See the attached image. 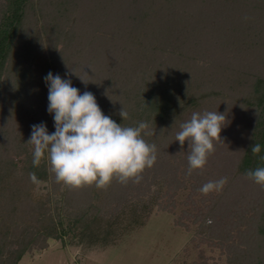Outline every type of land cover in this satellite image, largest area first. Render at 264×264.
<instances>
[{
  "label": "trees",
  "instance_id": "trees-1",
  "mask_svg": "<svg viewBox=\"0 0 264 264\" xmlns=\"http://www.w3.org/2000/svg\"><path fill=\"white\" fill-rule=\"evenodd\" d=\"M73 1L59 4L65 22L69 21L67 12L70 5H74ZM29 4L30 0H4L0 16V140L7 141L0 144V264H18L34 244L49 238L62 239L68 234H72L73 238L86 236L92 244L98 241L106 243V238L102 235V221L109 218L108 211L104 212L100 206L107 187L101 189L95 184L88 185L92 189V201L86 206H82L83 202L75 204V208L70 202L67 203L72 212L68 214L67 211L65 218L61 216L60 211L66 210L59 203L55 204L51 192H36L40 182L55 180L46 158L38 167L33 166V146L27 143L31 138L33 125L43 123L49 134L55 132L54 115L47 110L48 85L45 77L49 72L55 75L54 71L59 67L74 75L76 82H81L80 77L87 80L91 74L98 72L97 68L91 67H76L72 70L71 62L66 64L68 59L64 52L72 51L76 43V40L72 39V22L59 32L61 43H55L48 58L44 53L40 55L37 52L29 61L26 55L17 51L15 46L20 42V29ZM76 5L77 10L85 12L80 14L83 15V20L91 18L92 21H103L102 17L105 15L101 17V14L106 10L114 13V21L117 23L124 16H128L132 25H127L130 27L126 28L124 34L120 32V35L129 39L131 46L136 45L134 47L139 48V62L144 58L150 65L151 57L156 56V52L175 54L181 59L173 66L162 61L157 67H152L148 72L146 70L137 85L120 94L115 105L104 102L99 107L117 124L137 127L140 122H146L149 125L146 131L153 134L142 135L147 143L156 145L157 159L153 167L143 171L141 180H146L148 175L153 173L156 182L162 181L167 186L170 182H176V189L182 187L177 170L187 159L189 146L186 143L182 149L180 143L172 144L171 124L183 113L194 111L207 101L209 93L200 92L204 87L202 83H209L210 74L205 72L203 75L206 77L198 75V71L189 66L191 58L186 57L181 50L185 43L189 44L188 39L215 38L223 26V32H226L224 37L227 36V39L264 41V0H78ZM94 5L99 8L96 9ZM78 6L82 8L79 9ZM69 13L73 15L72 11ZM124 25L126 26V23ZM222 38L221 33L220 39ZM244 41L237 40L236 44L233 42V46L235 45L236 50L243 49ZM27 43L32 48V43ZM167 46L172 47L174 53H170ZM141 48L143 50L140 51ZM115 68L108 70H113L116 75L117 70L120 73L123 69L120 64ZM238 72L241 74L239 77L242 86L246 87L241 97L236 99L251 112L250 119L253 120L248 124L250 128L245 137L248 138L245 145L240 147L241 145L236 143L235 155L226 157L223 167L231 164L234 174L248 180L246 182H251V186H256L259 184L249 179L245 173L247 170L264 167V159H261L264 157V73ZM64 74L67 76L66 72ZM210 82L215 81L212 79ZM107 83L110 85L106 80L104 84L109 88ZM85 91L89 90L85 89L83 92ZM122 108L128 113L126 120L119 115ZM255 143L261 145L258 155L251 153V146ZM168 158H179V165H175L174 169L169 165ZM29 173H35V182L30 179ZM184 174H187L186 171ZM117 181L114 179L111 182L108 186L110 190L115 188ZM131 181L137 184L136 194L143 199L147 189L143 184ZM169 188L172 189L170 186ZM193 191L198 192L196 188H193ZM67 194L68 191L63 193L64 198ZM85 194L87 196V191ZM124 197L117 198L120 206L124 202L126 204L129 198ZM149 208V203L142 201L136 210L148 214ZM201 211L204 216L205 211ZM213 212L214 210L209 213ZM262 217L264 219V213ZM255 229L256 234H264L263 223H258ZM248 254V259L256 264H264L260 253L251 251Z\"/></svg>",
  "mask_w": 264,
  "mask_h": 264
},
{
  "label": "rangeland",
  "instance_id": "rangeland-1",
  "mask_svg": "<svg viewBox=\"0 0 264 264\" xmlns=\"http://www.w3.org/2000/svg\"><path fill=\"white\" fill-rule=\"evenodd\" d=\"M67 1L30 0L18 38L20 45L18 43L15 48L26 55L29 61L37 52L40 55L44 53L48 58L55 43L60 42L59 32L72 22V39H75L76 43L72 51L64 52L68 59L66 64L71 62L72 70L76 67L97 68L98 74L93 73L87 77V84L82 80V83L77 81L78 86L74 75H70L65 68L59 67L54 74L63 79H70L72 86H76L81 94L85 89L89 90L95 95L99 106L104 102L115 105L123 91L137 85L143 72L157 67L162 61L173 66L181 60L175 54L156 52V56L151 57L150 65L144 58L139 62V48L134 47L136 45L131 46L129 39L120 35V32L124 34L126 28L130 27L127 25H132L128 16L123 17L124 22L120 19L117 23L114 21V13L106 10L101 14V17L105 15L102 17L103 21H92L91 18L83 20V15L80 14L85 12L77 10L78 0H74V5L67 6L73 15L68 10L70 22L66 20V23L61 16L64 14L59 10V4H67ZM3 4L4 0H0V16ZM95 5L93 7L96 8L98 5ZM223 27H220L213 39H188L189 44L185 43L181 50L186 57L191 58L189 66L198 71V75L204 76L205 72L210 74L209 83H202L204 87L200 92L209 94L202 106L183 113L171 124L172 129L170 128V140L172 144H176L179 143L175 141V137L180 131L181 123L189 120L193 112L217 110L226 115L220 140L214 141L215 151L209 156L205 167L194 169L191 175H188V159H185L177 170V175L182 180V187L177 189L176 182H170V189L162 181L156 182L153 173L148 175L146 180L139 182L147 189L143 199L137 196V184L131 180L126 184L115 182L114 189L106 188L105 196L101 200L103 203L100 205L104 212L108 211L109 216L102 221V235L106 238V243L98 241L92 244L86 236L73 238L72 234L62 239L49 238L34 244L18 264H256L248 259L247 255L251 251L260 253L264 261V234H256L255 229L258 223L264 224V219L261 218L264 213V187L251 186V182L250 184L246 182L248 180L234 174L229 163L223 167L226 157L234 154L236 143H239L240 147L245 145L248 139L245 137L250 128L248 124L253 120L250 119L251 112L236 99L241 97L246 87L242 86L241 74L238 71L250 74L264 73V41L227 39L226 35L224 37L226 32H223ZM221 33L226 39H220ZM237 40L244 41L243 49L236 50L235 45L233 46V42L236 44ZM27 42L32 43V48ZM150 42L154 43L152 40ZM167 48L170 53L173 52L172 47ZM119 64L123 69L120 73L117 70L114 75L113 70ZM110 68L113 70L110 71ZM105 79L110 82V85L107 83L109 88L104 84ZM212 79L215 82L211 83ZM166 137L168 138V135ZM5 142L7 141L0 140L1 145ZM186 143L189 146L188 141H185ZM168 162L175 169V165H179V158H168ZM222 177H227V183L221 191L207 195L199 191L208 181ZM193 188L198 192H194ZM91 190L88 185L71 188L56 179L40 182L36 187L37 193H52L55 204L59 203L66 210L60 211L63 218L67 217V211L68 214L72 212L67 203L70 202L72 207L82 202V206L90 203ZM66 191L68 196L64 198L63 193ZM157 192H160L161 197ZM121 196L129 197L127 206L125 202L120 206L117 198ZM142 201L149 203L148 214L136 210ZM201 209L205 211L204 216L200 213ZM213 210L214 214L209 213Z\"/></svg>",
  "mask_w": 264,
  "mask_h": 264
},
{
  "label": "clouds",
  "instance_id": "clouds-1",
  "mask_svg": "<svg viewBox=\"0 0 264 264\" xmlns=\"http://www.w3.org/2000/svg\"><path fill=\"white\" fill-rule=\"evenodd\" d=\"M45 82L48 85L47 110L54 114L55 132L49 134L43 123L32 126L27 143L33 146V166L38 167L46 158L56 181L71 188L95 184L103 189L114 179L123 184L129 180L139 183L143 171L153 167L157 159L156 145L143 138V135L153 134L146 131L149 125L146 122H140L137 127L117 124L103 113L93 93L81 94L70 79H62L58 74L49 72ZM119 115L123 120L128 119L124 108ZM225 123L226 115L217 110L193 112L189 120L181 123L175 141H179L182 149L188 141V175L194 169L205 167ZM260 152L259 143L251 146L253 155ZM245 175L264 186V167L247 170ZM29 177L36 181L35 173H29ZM226 183L227 177L208 181L199 191L204 195L219 192Z\"/></svg>",
  "mask_w": 264,
  "mask_h": 264
}]
</instances>
